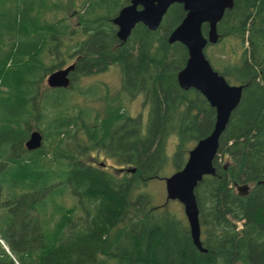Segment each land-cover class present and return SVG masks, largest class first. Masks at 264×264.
I'll return each mask as SVG.
<instances>
[{"label":"trees","instance_id":"1","mask_svg":"<svg viewBox=\"0 0 264 264\" xmlns=\"http://www.w3.org/2000/svg\"><path fill=\"white\" fill-rule=\"evenodd\" d=\"M107 3L82 1L78 28L70 29L61 17L44 21L61 4L0 0V264H264V0H233L216 27L227 59L213 68L242 94L219 138L215 175L194 191L205 252L193 245L185 217L148 190L168 169H182L215 122L204 97L177 83L188 55L167 39L185 12L173 4L157 30L137 24L121 42L112 19L129 0L111 14ZM70 55L69 88H43ZM112 69L121 95L142 99L144 120L121 113L122 97L107 89L108 110L92 120L71 104L73 93L83 94L73 91L76 80ZM35 128L43 143L27 151ZM93 152L118 168L94 164ZM234 184L248 185L247 194L238 196Z\"/></svg>","mask_w":264,"mask_h":264},{"label":"water","instance_id":"2","mask_svg":"<svg viewBox=\"0 0 264 264\" xmlns=\"http://www.w3.org/2000/svg\"><path fill=\"white\" fill-rule=\"evenodd\" d=\"M181 5L185 16L171 32L167 42L179 43L185 47L188 58L182 70L177 74V83L181 90L193 89L199 92L215 111V122L211 133L199 140L188 152L187 160L181 170L164 179L167 201H177L183 208V214L189 228L193 245L204 252L200 244V223L195 196V188L204 176H214L213 161L218 149V141L224 132L231 113L238 106L242 86L230 85L223 76L213 70L205 58L207 45L218 42L217 24L224 12L233 7V0H130L112 19L116 27V37L125 42L137 24H142L150 31L159 27L168 8ZM207 26L206 35L202 34V25ZM74 64L51 72L46 80L50 89H66L70 85V73ZM42 135L34 130L25 143L27 151L41 147ZM102 166V164H101ZM133 173L134 170H127ZM237 194L245 196L247 185L235 184Z\"/></svg>","mask_w":264,"mask_h":264},{"label":"rangeland","instance_id":"3","mask_svg":"<svg viewBox=\"0 0 264 264\" xmlns=\"http://www.w3.org/2000/svg\"><path fill=\"white\" fill-rule=\"evenodd\" d=\"M51 1L52 3H54L53 5L61 4L62 6L61 10L63 11L60 10L58 12V11L50 10L46 12L44 16V21L48 23H54L56 21L55 17H61L62 19L61 24L63 26H67L70 29H75L76 27L78 28L77 24L79 25V22H78L79 13L76 14V10L78 11L79 8L83 10V7L81 6V4H82V1L84 0H51ZM105 1L108 2L107 3L108 6L106 5L107 6L106 8H108L109 6H112V4L116 2L117 0H105ZM124 1L126 0H119V2L117 1L114 6L108 8L109 9L108 12L111 14L116 8L115 6L117 7L120 6L121 4L124 3ZM52 8L54 7L52 6ZM221 49H222L221 45L217 43L215 45H208L204 50V54L206 58L209 59V62L211 63V65L217 70L221 68V66L225 63V59H227L221 54L220 52ZM66 61L67 63L59 69H63L72 63L74 64V62L76 61V57H73L70 55L69 57L66 58ZM46 62H48V60ZM56 70L58 69L51 70L47 74V76L51 72L56 71ZM45 81H46V78L44 79V82H43V88H46ZM99 86L101 88L100 94L99 93L96 95L88 94L84 96V92L88 88L89 89L93 87L99 88ZM74 87L75 88L73 89V91L83 93V94L76 95V93H73V99L71 100L72 101L71 104L75 106L78 105V107L77 106L76 107L80 110H86V112L89 115V119L91 120L94 119V117L97 114H102L103 112L108 110L105 106L103 107L105 89L109 90L110 95L113 97L118 96V94L120 95L119 96L120 98L122 97L121 113L123 112L124 114L131 116V117H137L141 115L143 120L145 119L146 111L145 109L142 108V105H141L142 99L140 97L136 99H130V98L125 97L124 95H121L119 91V76H118V73L114 69L110 70L109 72L103 75H96L90 78H80L75 81ZM100 95H101V98H100ZM95 96H97L101 100L97 99V97ZM33 130L39 131L36 128ZM172 146H173V141L169 142L168 144L169 152L172 150ZM90 157H91L92 162H94V164L104 163L106 165V168L108 169L111 167L118 168L116 165H114V163L111 160L104 158L102 154L100 153L93 152L90 154ZM92 158H96V160ZM219 163L222 165H225L226 159L221 158L219 160ZM172 173H174L173 170L168 169L166 177L170 176ZM148 190L154 196V199H155L154 201L156 202V204L162 205L163 203H165L166 208L170 211L175 212L179 218H182L184 216L182 206L178 202L176 201H169V202L166 201L165 202L166 197H165V187H164L163 180L153 181L150 184ZM67 204L70 206L73 205V202L71 201V199L67 200ZM241 224L242 222H236L237 229L241 228ZM5 251L7 254H9L8 250H5ZM9 256L11 257V255Z\"/></svg>","mask_w":264,"mask_h":264},{"label":"bare ground","instance_id":"4","mask_svg":"<svg viewBox=\"0 0 264 264\" xmlns=\"http://www.w3.org/2000/svg\"><path fill=\"white\" fill-rule=\"evenodd\" d=\"M6 107V106H5ZM32 109V108H31ZM13 113V112H12ZM23 117V116H22ZM18 119V118H17ZM24 125V124H23ZM12 139V138H11ZM23 139V138H22ZM28 186V185H27ZM24 187V186H23ZM29 187V186H28ZM38 187V186H37ZM16 188V187H15ZM27 189V188H26ZM30 189V188H29ZM35 207V206H34ZM44 215V214H43ZM40 249V248H39ZM204 250V249H203ZM200 251V250H199ZM202 252V251H201ZM205 252V250H204Z\"/></svg>","mask_w":264,"mask_h":264}]
</instances>
